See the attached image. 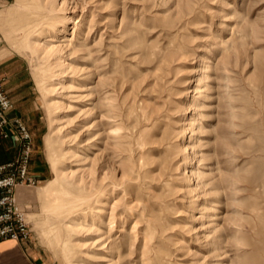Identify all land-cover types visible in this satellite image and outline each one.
<instances>
[{"label": "rangeland", "instance_id": "rangeland-1", "mask_svg": "<svg viewBox=\"0 0 264 264\" xmlns=\"http://www.w3.org/2000/svg\"><path fill=\"white\" fill-rule=\"evenodd\" d=\"M65 1L0 8L38 110L34 136L17 117L43 164L14 190L30 242L53 264H143L154 230L148 264H264V0ZM65 16L56 68L29 46Z\"/></svg>", "mask_w": 264, "mask_h": 264}, {"label": "crops", "instance_id": "crops-1", "mask_svg": "<svg viewBox=\"0 0 264 264\" xmlns=\"http://www.w3.org/2000/svg\"><path fill=\"white\" fill-rule=\"evenodd\" d=\"M10 1L11 0H0V8ZM25 73H27L26 68L12 55L4 54V49L0 47V77L2 78V90L11 105L8 116H16L25 120L31 136H34L35 129H33V121L38 119V110L36 100L32 96L33 90L29 79L24 77ZM31 141L33 144V139ZM15 148L14 137H0V163L8 161L13 156ZM33 161L31 153L29 170L35 177H39L35 171L41 170L43 164ZM40 174H42V172H40ZM0 264L53 263L47 259L43 251L35 247L30 241L20 243L13 240H2L0 241Z\"/></svg>", "mask_w": 264, "mask_h": 264}, {"label": "built area", "instance_id": "built-area-1", "mask_svg": "<svg viewBox=\"0 0 264 264\" xmlns=\"http://www.w3.org/2000/svg\"><path fill=\"white\" fill-rule=\"evenodd\" d=\"M10 102L2 90L0 77V137H14L17 146L15 158L0 163V241H30L31 232L23 210L15 199L17 186L31 187L36 180L28 172L31 138L24 124L15 116H8Z\"/></svg>", "mask_w": 264, "mask_h": 264}, {"label": "bare ground", "instance_id": "bare-ground-1", "mask_svg": "<svg viewBox=\"0 0 264 264\" xmlns=\"http://www.w3.org/2000/svg\"><path fill=\"white\" fill-rule=\"evenodd\" d=\"M65 4H66V1L63 0L62 6H64ZM99 8L103 9V6L99 7ZM41 10H43V9H41ZM69 21H70L69 17H67V16L63 17L61 22L59 23V26L53 28L51 30V32L49 34L45 35L43 38L31 40V43H30V46H29L30 50L34 54L38 53L39 56H43V57L45 56L48 59L54 60L55 61L54 64H55L56 68H62V67L65 66L64 65L65 61L62 60V56H61L65 49H67L68 52L74 51V49L71 48V42H72V39H73L74 36L72 35L73 37L71 36V38H68L67 36H65L66 26H67ZM75 26L77 27L78 23H76ZM59 35H60V37H59ZM42 41H43V43H42ZM132 41L133 40H128V45H130L132 43ZM62 74H63V72H62V70H60L59 75L61 76ZM207 78H208L207 75H203L202 78L200 79L199 83H202ZM58 86L63 87V84L59 83ZM196 90L199 91V89H196ZM145 117L146 116H144V118ZM55 122L56 121L53 120V123H55ZM142 134H143L142 132L139 134V138L142 136ZM137 141H138V139H137ZM143 143L139 145L140 148L145 146V144H143ZM129 151H130V149H129ZM196 158H197L196 157V153H193V155L190 158H188L189 159L188 164L189 165L195 164L196 161H197ZM132 174H133L132 168H128V176L130 178L134 179V176ZM189 174H190V176L194 177L196 181H200L201 175L196 171L195 168H193V167L190 168V173H188V176H189ZM50 183H52V182H49V184ZM54 192H55L54 187L52 185H50V186L45 188V190H44L45 194L44 195L47 196V195L52 194ZM204 195H207V193H205ZM144 211L145 210H143L141 212V214H143ZM209 222H210V220H208L207 222L202 223V226H201V228L199 230L200 231L206 230L209 227L208 226ZM144 226H145V228L148 229V228H150L152 226V223L149 222V221H146V222H144ZM194 233H197V230H195ZM155 234H156L155 231L152 230L146 236H144V239H143L144 240V244H143V249H142V257H143V262L142 263L143 264H148L151 261H153V259L156 258V255L153 253V250H155V248H158L157 247L158 245H156L158 241L154 242V240L157 239ZM161 234H163V232H161ZM134 238H136V237H134ZM205 239L207 241H209L208 236H206ZM154 244H155V246H154ZM217 249H218V247L212 245V251H216ZM150 254L152 255V257H150Z\"/></svg>", "mask_w": 264, "mask_h": 264}]
</instances>
